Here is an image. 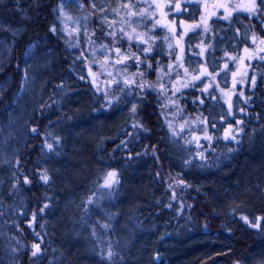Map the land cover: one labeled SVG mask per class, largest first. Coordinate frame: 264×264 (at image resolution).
Wrapping results in <instances>:
<instances>
[{
	"label": "trees",
	"instance_id": "obj_1",
	"mask_svg": "<svg viewBox=\"0 0 264 264\" xmlns=\"http://www.w3.org/2000/svg\"><path fill=\"white\" fill-rule=\"evenodd\" d=\"M10 1L6 2V6H0V13L12 23L22 24L24 33L17 39L6 66L0 70L4 78L9 77L11 80L9 88L0 95V111L4 113L14 100L20 78L17 66L24 60L26 45L35 38L44 44L47 41L52 48L59 50L56 52L59 57H55L57 61L54 67H61L58 70L61 76L73 74L80 85L100 91L104 97L114 93L121 99L126 96H130L132 100L139 98L141 104L135 107L133 120L128 121L127 127L121 130V137L108 141V146L104 145L107 160L103 161L101 177L94 181L96 186L91 188L96 192L104 186L113 193L122 179L120 160L127 164L135 161L149 163L146 167L162 182L155 183L146 193L147 196L141 197L147 198L148 203L135 213L143 224L152 226L160 222L173 229L188 222L195 229L194 222L199 223V209L203 205L202 199L195 195L198 191L187 178H183L178 186L166 181L173 178V169L165 127L160 122L166 112L164 103L169 99L176 103L169 113L175 119L180 143L189 157L206 165L220 159V155L229 150L237 153L251 148L257 156H251L245 166H262V157L259 158L261 152L253 144L256 134L264 138V4H260V0H256L255 12L251 10L252 0H197L200 3H193L191 0H134V4L129 2L126 6L127 16L138 11L134 8L135 4H144L143 15L136 13V17L138 20H149L132 32L128 26L126 29L124 12L120 14L123 21L121 26L101 21L95 15V20L89 21L87 36L93 38V42L110 37L105 39L108 42L105 47L110 53L109 63L115 69L114 75L119 76V79L103 75L101 63L90 64L67 54L68 43L57 40L51 30L58 16V0L38 1L37 7L26 18H21L19 13L23 9L25 12V8L28 9L29 6H19L12 13ZM18 2L15 0L14 5ZM216 21L220 22L222 28L218 32L214 31ZM142 28L143 35L136 36V32ZM159 30L163 34L171 32L173 36L174 52L171 56L161 54L157 37L147 38L148 34ZM188 36H193L194 42L187 41ZM219 36L222 40L223 36L229 39L228 44H225L229 47L228 50L214 47ZM189 53L195 55L189 56ZM188 56L191 60H188ZM160 68H165L162 76ZM157 77L161 83H158ZM49 81L46 89L53 87L51 97L33 112L30 120V139L46 145L47 151L51 149L48 145L55 148L60 139L49 131V127L64 116L58 112L55 104L51 105L50 98L55 96L58 85L54 84L55 77H51ZM33 129L36 131H32ZM27 145L26 151L32 150L35 159L32 162L20 154L15 160L16 192L23 188H37L45 194L48 187L60 188V184L54 183L58 175L53 174L51 178L49 170L40 167V163L46 162L47 158L38 154V146L30 141ZM113 150V155L108 156ZM234 167H237V171V164L232 168ZM110 172H114L115 177H109ZM45 175L48 177L47 182L43 179ZM235 177L238 178L237 175ZM10 194L6 190L0 191V210L3 213L9 211L8 220L14 221V227L24 239L31 238V233L40 228V218L33 214L40 203L35 204L32 210H25L18 199ZM7 201L12 202L9 205L6 204ZM260 207L245 205L231 214H225L221 219H212L207 223L209 227L217 225L222 230L233 250L232 254L218 258L224 264L225 259L230 264H248L250 261L249 255L258 245L257 239L264 233V210H259ZM32 216L38 220L31 224L28 221ZM244 217H247V222ZM253 224H258L259 227H253ZM41 233L44 238L48 236L42 230ZM24 264H29L28 260Z\"/></svg>",
	"mask_w": 264,
	"mask_h": 264
},
{
	"label": "rangeland",
	"instance_id": "obj_2",
	"mask_svg": "<svg viewBox=\"0 0 264 264\" xmlns=\"http://www.w3.org/2000/svg\"><path fill=\"white\" fill-rule=\"evenodd\" d=\"M5 1L6 0H0V4ZM14 1H10L12 2V8L9 7L11 8L10 10L12 11V13L13 11H15ZM129 2H132L133 4L135 3L134 0H58V16L55 20V23L51 27V29L55 27L56 31L52 32L56 37L61 38L68 43L67 54L69 53L70 56H72L74 59L86 60L90 64L101 63L103 64V75L119 79V76L114 75L115 69L113 65L109 63L111 62L110 53L105 47V45L107 46L106 43H108L106 42V40L110 39V37H105L106 40L101 39V41L93 42V38H89L87 34L89 33V21H94L95 15H98L101 21H106L108 23L121 26L123 21L120 14L124 12L127 19V22L124 21V23H126V29L128 26L131 32L137 27L147 24V21L149 19L138 20L136 15L133 14L127 16L126 12L128 10L126 11V6ZM143 6L144 4H135L134 8L138 10L136 12L138 13V15L144 12L142 11ZM19 14L21 18L27 17L24 9ZM144 17H146V15ZM91 18H93V20H91ZM107 29H109L108 26ZM220 29H222L220 26V22L216 21L214 24V31L218 32ZM0 32H2V35L0 36L1 70L6 66L8 62L7 58H10L11 51L16 45L15 38L21 36L24 33V26L22 24H14L11 22V20L9 22H6L0 19ZM143 32V28L138 30L136 32V36L143 35ZM151 37L158 38L156 40L157 42L159 41V49L161 51V54L166 56L172 55V53L174 52V40L171 32L163 34V31L159 30V32L147 35V38ZM193 40V36H188L187 41L194 42ZM228 40L229 39L226 36H223V40L221 39V36H219L217 41L214 42V47L221 50L222 45L228 44ZM52 49V47H47L43 45L42 42L36 40L28 44L27 49L23 54L24 67L22 68V71L19 70L20 78L17 82L18 89L15 94L14 100L6 108L5 112L0 115V190L4 184L3 182L6 183L4 179L8 177L7 172L14 168L15 160L23 152L26 139L27 137H29L28 122L36 106V95L39 94L38 92L40 91L39 84L43 80L41 79L43 73L49 70L48 67H51L53 58H55V56H53V52H51ZM190 55L194 56L195 54L189 53V56ZM195 57H197V54ZM164 69L160 68L159 70L161 76L164 74ZM14 70L16 71V69ZM71 75L72 74H69V76ZM161 76L160 78H162ZM160 78L157 77L158 83H161L159 81ZM166 79L169 80L168 77H166ZM10 81L11 80L9 79V77H7L0 84V95L2 89L7 85H10ZM42 83L43 81L41 82V85ZM75 83H77V81ZM75 83H68L66 86H62L61 92L59 93L61 111L63 112L64 116L61 117V120L58 119L55 122L52 130L55 133L59 134L60 139L58 141L59 144L55 145V148H53V146L51 147L48 154L49 156L46 161V166H50L52 170L50 171L49 168V175L51 176V178L53 175L51 174V172L58 175L54 183L66 185V187L62 188H65L66 190H68L67 188H71L73 192L70 190L68 191L70 193H75L74 196H69L65 190V201L59 207L60 211L66 213L60 215L59 218L58 216H54L53 219L47 220L49 227H51L52 229L53 227H55L54 231H52V229H49L47 234L51 235V237L54 234H57V236L58 234H61V241H58V239L56 238V240H52V242L59 244L62 247L64 246V250L72 248L73 250H76V252H85L89 249L87 248L89 243L85 242L83 239L77 238V232L81 228L83 229V226L85 224L80 221V218L83 216V214L80 212V205H75L77 200L80 199L74 197L76 194L78 195V193L83 192L90 187L96 186L94 184V181H98V179L101 177L104 165H102V163H97L96 165H94V171H90L91 173H93L91 176L94 175L92 179H90V176H84V179L88 181L84 182L83 184H80V182L78 181L71 185L69 182H67L66 176H64L63 174L62 164L66 165L65 170L68 174L74 176V178L79 175L80 171L84 169L83 167L86 164V152L81 151L83 147L77 144L78 141H83V139L88 137L87 139L92 140V145L95 142L99 143L98 145L99 147H101L102 144H100V142L96 138H99L101 141L107 140L106 138L109 130L114 127L117 129H121L126 126V124L128 123L127 119L129 111L130 109H135L136 106H134V102L130 96H126V98L121 99L120 96H117L114 93H110V95H106V97H104L100 91L91 89L89 87H77ZM164 105L167 113H163L160 124L165 127L166 131V136L169 144V155L171 156V166L173 169L172 173H176L179 176L185 175V177H188V181H193V178H195V180H199V178H201L204 183H216L215 181H222L223 187L225 186L226 188H230V192L232 194H227V191H224V189L220 190L219 188V190H217L215 187L213 188L212 192L218 191V196H220L222 200L226 197L227 200H225V202H222V204H230L229 206L231 207V209L229 210H231L232 212L237 211L238 208L243 207L249 203L248 198L252 199V195L257 193L253 192V190L264 189V149L259 154V158L262 157L263 159L261 163L262 166L258 164L259 167L257 165L255 167H252L250 164L246 167L245 164L246 161H248L247 158L244 156H240L239 153L241 151H237V153H235L234 150H229L226 152V154H221L220 159L210 161L211 163H208L206 165L201 164L198 160L189 157L180 143L178 128L175 123V119L169 113L170 108L176 105L175 101L173 99H169L164 103ZM85 134H90L92 137ZM257 141H260L263 146ZM253 144L256 147L259 146L260 148L262 146L264 148V138H261L260 136H258V134H256ZM66 147L68 149H75L77 151H80L78 153L81 154V157L79 158V163L76 168H74L72 164L69 165L67 158L63 154H61L62 151L60 154H58L59 150H63ZM234 159L235 163H237L238 169L237 171H229L233 166L227 169L226 165H228L231 161V163H234ZM60 161L61 163H59ZM89 165H92V163H89ZM128 165H133L132 167H135V170L139 175L138 178L131 181L130 184H132L133 186H138V181L141 184L142 182L140 180L146 178V166H149V163H146L145 161H135L128 163ZM67 167L70 168L67 169ZM128 172L130 171L128 170ZM88 174H86V176ZM235 175L238 176L237 180L235 179ZM226 176L227 178L225 179ZM128 178L129 174L125 172V176H122L121 182L117 186H115L113 193H111L107 187L102 186L95 192V197L98 201L97 205L99 207L102 208L103 206H105L103 209L106 213L109 214L110 212L111 214L112 206H110L109 204L112 203L113 208H116L117 213H119L118 216L128 220L133 224L134 213L137 212L141 208V206L147 204L148 199H141L142 196H133L129 201L119 204L115 201V199L112 198V195H116L120 184L123 181H127ZM123 192L124 188L122 193ZM248 194L251 195V197H248ZM11 202L9 203L7 201V204L10 205ZM32 223L33 221L31 220V224ZM38 224L42 228L41 222H39ZM164 225L165 227H160L157 236H160L162 234L164 236L166 235V233L164 232H167L166 229H168L169 227L168 224ZM120 229L125 233L123 234V236L133 233V228L129 226H121ZM5 230L6 225L4 224L2 237L0 240V260L4 261L5 264H16L15 258L17 256V253L25 245H29V247L33 249V245L37 243L39 239H36V241H34L33 239H35V236L33 234L31 238L24 239V242L21 238V235L12 234L8 229L6 231ZM194 230L195 229L190 227V225L186 222L183 223L182 228L178 230V232H169V234L174 235L173 237L175 238L174 240L176 241V245L185 243L188 246H191V243H188L190 241L188 239V236L194 234ZM39 234L40 233H36L35 235L39 236ZM67 234H69L70 236L73 235L77 244H71L70 246V244L68 243ZM40 237H42L41 239L44 242V237ZM63 238L67 239V241H63ZM129 239L131 245L134 243V241H136V237L134 235L133 237H129ZM43 242L41 241L37 244L41 247ZM122 242H125L124 238H122ZM205 243L207 245L210 244L209 241H206ZM259 247L255 248L252 254L250 253V261L248 262V264H264V259L261 258V255H259L258 252ZM120 251L124 253V251ZM176 252L177 250L174 249L172 255H174ZM164 259L165 253L162 252V246L160 245V249L155 246H151L149 247L147 252L143 254V257H140L139 260L141 261H138L136 264H167L168 262ZM175 260L176 258H172L171 264H174ZM111 264L125 263H123L121 260H117ZM128 264H132V262L130 261L128 262ZM215 264L224 263L219 259H216Z\"/></svg>",
	"mask_w": 264,
	"mask_h": 264
},
{
	"label": "bare ground",
	"instance_id": "obj_3",
	"mask_svg": "<svg viewBox=\"0 0 264 264\" xmlns=\"http://www.w3.org/2000/svg\"><path fill=\"white\" fill-rule=\"evenodd\" d=\"M8 1V0H6ZM6 1L1 3L0 6H6ZM19 1L14 7L18 8L19 6L22 7H28V9L25 10V13L27 17L31 15V12L37 7V3L40 0H17ZM120 1H125V0H120ZM206 2H208L206 0ZM12 8V7H11ZM57 9V7H56ZM26 18V17H25ZM0 19L9 22L10 20L5 18L3 15L0 13ZM21 37L15 38V42H17V39H20ZM34 40L41 42L37 38L32 39L28 44L33 42ZM57 40L61 41L63 39L58 38ZM46 41V40H45ZM43 43V42H42ZM26 45L25 49H27ZM43 45L47 47H51L50 43L46 44L43 43ZM59 46V45H58ZM223 50H228L227 45H222L221 49ZM26 51V50H25ZM53 56L59 57V54L56 52H59L57 48H53L52 51ZM188 60L189 56L187 57ZM9 60V58H7ZM56 59L53 58L52 65L51 67H48L49 70L43 73V76L41 79H43V83L41 85V82L39 84V89L40 91L38 92L39 94L36 95V106L34 111L43 104L48 97H51L50 92L52 91L53 87H50V89H46L49 85V80L51 77H55L54 84L58 85L56 87V94L55 96L52 95V98L50 100L52 101L51 105L56 106V109L58 112L62 113L61 111V102L59 100V93L61 92L62 86H66L68 83H75L78 78L75 77V75H67L64 74L61 76V74H58V70L61 68L60 66H55L56 64ZM24 67V60L23 62H20L19 65L17 66L18 71H22V68ZM16 68V69H17ZM77 74V73H76ZM49 77V78H48ZM4 75L2 72H0V84L5 80ZM49 79V80H48ZM77 87H85L80 85L79 81L75 83ZM9 88V85H7L5 88L2 89V92L7 90ZM1 92V93H2ZM140 99L135 97L133 99L134 106H139ZM134 109V108H133ZM133 109H130L129 114H128V121L131 122L135 116V111ZM33 111V112H34ZM5 112V110H4ZM32 112V114H33ZM2 112L0 111V115ZM32 114L29 118V137H27L23 152L22 157H24L26 160H31L32 162L35 159V156L31 151H26L27 150V144L29 141L35 145L38 146V154L48 158L49 151L46 150V145L43 143H38V140H32L31 138V123L30 120H32ZM61 120V118H58ZM57 119V120H58ZM56 120V121H57ZM55 121V122H56ZM55 124V123H54ZM49 127V131L56 136H59V134L55 133L52 130V127ZM127 127L124 126L123 128ZM117 129V128H112L111 130L108 131L107 134V140L101 141L99 138H96L100 144H102V147H99V143H95L92 145V140L91 139H83V141L79 140L77 144L81 145L83 147L81 149L82 152H86V164L84 165V169L80 171L79 175H77L75 178L74 176H71L70 174L67 173L66 165L62 164V169H63V174L66 176L67 182H69L71 185L80 182V184L88 181L84 179L85 177L91 176L93 173L90 171H94V165L97 163H103L104 160H107L104 156V145L108 146L110 142L108 141H115L118 140L121 137V130L123 129ZM90 137H92L90 134H85ZM81 142V144H80ZM109 143V144H107ZM76 144V145H77ZM107 144V145H106ZM111 145H114V143L111 142ZM262 145V144H261ZM263 146V145H262ZM256 147L257 150L260 152L264 149L263 147ZM115 148V147H114ZM75 149H68L67 147L62 151H59L58 154H63L66 158L67 161L69 162V165L72 164L74 168L78 166L79 163V156H81L80 151H73ZM26 151V152H25ZM77 151V152H76ZM120 151H118L119 153ZM114 150L108 154V156L111 154L113 155ZM259 154V153H258ZM254 155V156H253ZM240 156H244L247 158V160L253 156L256 157L257 153L254 152L251 148H246V150L241 151ZM263 161V159H261ZM232 162V161H231ZM229 163L226 167H231L233 165H236L235 159L234 163ZM61 163V161L59 162ZM89 163H92V165H89ZM120 171L122 173V176H125V172L129 174V178L127 181H123L117 192L116 195H112V198L115 199L117 203H125L129 201L133 196H142L145 197L147 196L148 190L156 183L161 184L162 179L156 178V174L151 172L148 168L146 170V178L143 180H140L142 183L140 184L139 181L137 183L138 186H133L130 184L131 181L136 180L138 178V173L135 170V167H132L131 165H128L124 160H120ZM40 167L42 168H47L50 171L51 167L46 166V162L42 161L40 163ZM131 167V168H130ZM70 167H67L69 169ZM237 167L232 168V171H234ZM128 170L130 172H128ZM92 171V172H93ZM57 172V171H56ZM90 172V173H89ZM8 173V177H6L4 180L6 181L3 182V186L1 188V192L3 190H6L7 193H11V195H14L20 204H22L25 208V210H32L35 207V204H38V206L35 208V211L33 214L37 217L40 218V220L36 219L34 216L30 217V221L38 220V223L41 222L42 228H38V231L35 230L33 233H31L30 236L34 234L35 239H39L38 242H43L41 239L42 233L41 230L48 233L49 229H52L51 227L48 226V221L49 219H53L54 216H59L66 213L63 211H60V205L65 201L64 194H65V188L66 185H60V188L55 189V187H48V189H45V194H43L41 191H38L36 189H28V188H23L19 189L18 192H16L15 185L17 183V178L14 175V168H12ZM89 173V174H88ZM95 173V172H94ZM51 174H54L51 172ZM86 174H88L86 176ZM149 174V175H147ZM191 177V176H189ZM37 179V176L35 177ZM161 178V177H160ZM183 178H188L187 176H179L176 173H173V178H169L166 181H171V183L174 186L180 185L182 183ZM227 176L225 177V179ZM236 180L238 178H235ZM191 180V179H190ZM222 180V179H221ZM188 181V179H187ZM192 181V180H191ZM188 181L190 184L193 185V188L198 191V193H195L196 196H199L202 199L203 205L200 207L199 211H201V214L198 217L199 223L194 222L195 230L194 234H191L188 236V239L190 240L188 243H191V246H188L187 244H181V245H176V241L174 240L175 238L173 237L174 235L169 234V232H178L183 226V224L180 225L179 229L177 227L171 229L168 228L166 229L167 232L166 235L164 236L163 234L160 236H157L158 231L160 230V227H165L164 224H161L160 222H156L150 225H145L141 221L138 220L136 213L133 215V224L129 222L126 219L121 218L118 216L119 213H117L116 208H113V204L110 203L109 205L112 206L111 214L109 212L106 213L104 211V207L102 208L97 205L98 201L96 200L95 197V191L90 187L89 189L84 190L83 192L76 194L74 198H79L80 200H77L75 205H80L81 207L80 212L83 214V216L80 218V221L83 222L85 225L83 226V229L81 228L77 232V238L78 239H83L85 242H88L87 248H89L85 252H76V250L67 249L64 250V246L62 247L59 244H56L53 241L58 239V241H61V234H54L52 237L51 235L48 234L47 239L46 237L44 238L45 244L43 242L42 246L40 247V252L36 255L33 256L32 253L34 251V248L31 249L29 245H25L18 253L15 258L16 264H24L27 260L29 264H111L117 260H121L123 263L128 264V262H132V264H136L139 260L140 257H143V254L147 252L149 247L155 246L158 249H160V245L162 246V252L165 253V261H167V264H171L172 258H176L174 261V264L180 263V264H215L216 259L220 258L221 255H226V254H232L233 250L228 242V238L222 234V230L215 225V227H209L208 222L215 220V219H221L224 217L225 214H231L232 211L229 210L231 207L229 206L230 204H222V202H225L226 197L222 200L220 199V196H218V191L217 192H212L213 188L215 187L217 190H222L227 191L226 193L232 194L230 192V188H226L225 186L223 187V182L222 181H215L216 183H211L207 182L204 183L201 178L199 180H195L193 178V181ZM222 186V187H220ZM124 188V192L122 193ZM68 190L72 191L71 188H67ZM68 190H66L67 194L69 196H74V193H70ZM73 192V191H72ZM255 193L253 198H248L249 203L247 205L250 206H261L259 210H264L263 205H264V189H256L253 190ZM110 195V196H111ZM248 197H251V195L248 194ZM119 198V199H118ZM222 200V201H221ZM7 204V203H6ZM46 204V205H42ZM110 211V210H109ZM117 214V215H116ZM9 211L7 210L6 212L3 213V210H0V240L2 237V232H3V226L4 224L6 225V230L8 229L11 231L12 234H18L21 235V238L24 241V237L22 236L21 232L18 231L14 227V221L8 220L9 217ZM35 218V219H34ZM210 218V219H209ZM190 220V219H189ZM96 222V223H94ZM141 222V223H140ZM186 223V222H184ZM188 223V222H187ZM189 224V223H188ZM191 224V220H190ZM39 225V224H38ZM134 225V226H133ZM40 226V225H39ZM121 226H129L133 228V233H130L128 235L123 236L125 234L122 232L120 229ZM179 226V225H178ZM191 227V226H190ZM55 227H53L52 231H54ZM66 229V227H65ZM87 229V231H86ZM156 229V231H155ZM5 230V231H6ZM154 230V231H153ZM205 231V232H204ZM210 232V233H209ZM39 234V236L35 234ZM169 234V235H168ZM133 235L136 237V241L131 245L129 237H133ZM141 237V238H140ZM122 238H124L125 242H122ZM67 239L68 243L72 245L77 244L75 237L72 235L70 236L67 234ZM67 239L63 238V241H67ZM41 240V241H40ZM175 242H174V241ZM209 241L210 244L207 245L205 242ZM25 242V241H24ZM37 242V243H38ZM256 242L259 247V255H261V258L264 259V233L263 236L259 237ZM35 243V244H37ZM34 244V245H35ZM79 244V243H78ZM135 245V246H134ZM134 246V247H133ZM93 247V248H92ZM256 247V248H257ZM174 249L177 250V252L173 254ZM253 249V248H252ZM251 249V250H252ZM120 250L124 251L121 252ZM78 251V250H77ZM68 256V257H65ZM109 253H111V256H109ZM225 253V254H224ZM253 253V251H252ZM251 253V254H252ZM142 255V256H141ZM134 258V259H133ZM0 264H5L4 261L0 260ZM225 264H230L229 262L226 261L225 259Z\"/></svg>",
	"mask_w": 264,
	"mask_h": 264
},
{
	"label": "snow or ice",
	"instance_id": "obj_4",
	"mask_svg": "<svg viewBox=\"0 0 264 264\" xmlns=\"http://www.w3.org/2000/svg\"><path fill=\"white\" fill-rule=\"evenodd\" d=\"M260 4H264V0H260ZM253 12H255L256 11V0H252V9H251ZM133 15H137L136 13H133ZM139 15H143V13H140ZM53 32H55L56 31V29H55V27H53L52 29H51ZM246 51H247V49H246ZM195 79H200V77H195ZM230 107H231V105H230ZM133 111H135V109H133ZM239 123V122H238ZM32 131H36V129H33ZM209 139H210V137H208ZM227 138V137H226ZM233 138H235V137H233ZM48 147L49 148H51L52 147V145H48ZM109 177H115V173L114 172H110L109 174ZM43 179H44V181L45 182H47V180H48V177H47V175H45V176H43ZM25 182L27 183L28 181H27V178H25ZM108 182H106V184H107ZM246 222H247V217H244L243 218ZM253 227H259V225L258 224H253L252 225ZM33 248H34V251H33V253H32V255L33 256H36L39 252H40V246L38 245V244H35V245H33ZM109 256H111V253H109Z\"/></svg>",
	"mask_w": 264,
	"mask_h": 264
}]
</instances>
